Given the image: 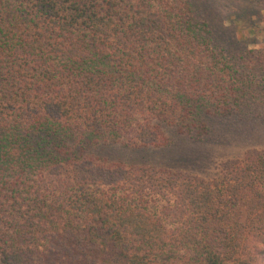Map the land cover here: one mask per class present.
Returning a JSON list of instances; mask_svg holds the SVG:
<instances>
[{"label": "trees", "instance_id": "1", "mask_svg": "<svg viewBox=\"0 0 264 264\" xmlns=\"http://www.w3.org/2000/svg\"><path fill=\"white\" fill-rule=\"evenodd\" d=\"M237 25L194 0H0V264H264V151L210 179L94 153L261 116L264 47Z\"/></svg>", "mask_w": 264, "mask_h": 264}, {"label": "rangeland", "instance_id": "2", "mask_svg": "<svg viewBox=\"0 0 264 264\" xmlns=\"http://www.w3.org/2000/svg\"><path fill=\"white\" fill-rule=\"evenodd\" d=\"M214 23L224 27V35H235L237 24L246 32L249 48L264 47V3L245 0H194ZM253 106L258 118H227L213 123V132L203 139L172 137V145L162 149H128L102 144L94 151L98 158L130 165L150 164L214 178L228 160L242 158L251 150L264 151V100ZM264 192V188H263Z\"/></svg>", "mask_w": 264, "mask_h": 264}]
</instances>
